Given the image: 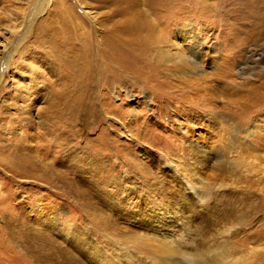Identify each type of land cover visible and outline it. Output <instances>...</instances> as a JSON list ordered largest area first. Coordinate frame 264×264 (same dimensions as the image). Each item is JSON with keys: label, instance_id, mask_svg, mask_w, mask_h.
Returning <instances> with one entry per match:
<instances>
[{"label": "rangeland", "instance_id": "obj_1", "mask_svg": "<svg viewBox=\"0 0 264 264\" xmlns=\"http://www.w3.org/2000/svg\"><path fill=\"white\" fill-rule=\"evenodd\" d=\"M124 1L0 0V264H264V0Z\"/></svg>", "mask_w": 264, "mask_h": 264}, {"label": "bare ground", "instance_id": "obj_2", "mask_svg": "<svg viewBox=\"0 0 264 264\" xmlns=\"http://www.w3.org/2000/svg\"><path fill=\"white\" fill-rule=\"evenodd\" d=\"M123 3H124L123 4V6H124L123 8L124 9H123V11H120V13H118L124 19L123 20V23H122V26H121L122 27V32L124 33V35L127 38L132 39V40H128V41L126 40L124 42L125 45L126 46H134V47L135 46L142 47L143 50L148 54V56H152V57L156 56L157 53L155 52V48L161 42H163V43L166 42L165 41L166 40V36H165V34L162 33V26H163V24H166L167 23L166 20H163V8H159V7L158 8H154V14H155V16L157 18V21H156V23L154 25L153 24L151 25V22L149 21L148 17L145 15L144 18H143V14L140 11H138V5H137L136 2L130 3L128 5V3H129V0H128V1H124ZM65 12L69 13V15L70 14L72 15V13H71L70 10H67L66 9ZM67 22L66 23H63V24L60 23V26L59 27H61V29L60 28H58V29H60L62 31L65 30L70 25L69 23H72V20L70 18H68L67 19ZM67 24H69V25L66 26ZM83 29H85V28H81V29H78V27L73 28L72 38H73V40L77 41V43L79 42V39L83 38V36L85 35ZM117 32H118L117 29L116 30L115 29H113V30L111 29L106 34H115ZM88 41H89L88 43L90 45L87 44L88 47H87V49L85 47V49H84L83 52L84 53L87 52L86 55H88V57L86 56V58L88 59L89 67L91 69H93L92 66H91V62L93 60H90L89 61V58H92L93 59V57H91V54H93L92 52L95 53L96 50H99V53L102 54V55H104V57L103 56L101 57L100 55L97 56V59L103 58V61H102L101 65H99V69H101L102 72L105 73V74H107V73L110 74L111 73L110 72V69L113 68V66H112L113 60L110 57V54L112 53V55H113L114 48L111 46V48H107V49L104 50V49H101V46L100 45H99L100 46L99 48L93 46V42H92L91 38ZM114 41H115V39H111L109 42L112 45L114 43ZM61 43H64L62 56L64 55L65 61H67V56L69 54H71L72 52L77 51L78 48L80 47L78 45L77 46V49H76V46H72L71 43H69V45H68V41H65V42L64 41H61ZM90 47L94 48L95 50H92L91 51V48ZM99 53H97V54H99ZM160 53H162L161 50H160ZM9 55L10 54H8V55L5 56L6 59L9 58ZM58 59H60V58H58ZM3 65L6 67V64H1V66H0V73H2V74H3V70L5 69ZM93 65H94V61H93ZM83 70H85V69H83ZM112 73H115V72H112ZM112 73H111V75H112ZM80 74L81 73L79 72V75ZM83 75H81V76H83ZM82 78H79V79H81V81H82ZM66 82H67V85L70 86L68 88L70 90L69 91L68 90L65 91V101L62 103L63 108L61 109L59 107L60 108L59 109V113H60V117L61 118H65L66 117V118L69 119V117L73 114V110L71 109V105L73 103L72 100H73V97L75 95V91L72 88L80 87L81 86L80 84L82 82L79 81L80 84H78V86H74V84H76V83H74L71 79H68V81H66ZM59 120L56 119V121H54V122L57 123ZM50 144L53 145L54 143L52 144V142L50 141Z\"/></svg>", "mask_w": 264, "mask_h": 264}]
</instances>
